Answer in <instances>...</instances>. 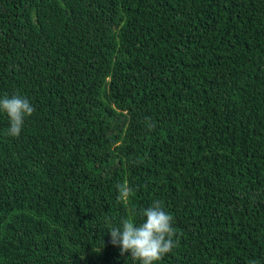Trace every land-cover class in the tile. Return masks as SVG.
<instances>
[{
	"label": "trees",
	"instance_id": "1",
	"mask_svg": "<svg viewBox=\"0 0 264 264\" xmlns=\"http://www.w3.org/2000/svg\"><path fill=\"white\" fill-rule=\"evenodd\" d=\"M5 94L0 264H133L108 230L153 200L158 264H264V0H0Z\"/></svg>",
	"mask_w": 264,
	"mask_h": 264
},
{
	"label": "clouds",
	"instance_id": "2",
	"mask_svg": "<svg viewBox=\"0 0 264 264\" xmlns=\"http://www.w3.org/2000/svg\"><path fill=\"white\" fill-rule=\"evenodd\" d=\"M35 111L26 97L15 94L9 97L5 94L0 98V113L6 114L9 126L6 135L19 137L25 119ZM117 201L127 202L133 194V189L127 184H118ZM143 218L137 224L135 217ZM174 217L164 210L161 201L153 200L151 205L139 212L133 213V219L125 218L120 227H112L108 231L111 243L119 246L121 255L130 253L133 264H158L165 255L178 246L179 240L173 228Z\"/></svg>",
	"mask_w": 264,
	"mask_h": 264
}]
</instances>
